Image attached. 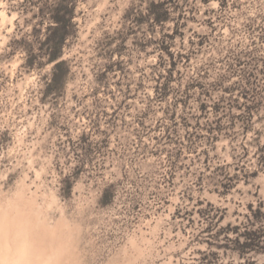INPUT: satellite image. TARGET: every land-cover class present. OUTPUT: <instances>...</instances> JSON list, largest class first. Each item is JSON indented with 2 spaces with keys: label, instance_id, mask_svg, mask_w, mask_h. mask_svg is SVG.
Segmentation results:
<instances>
[{
  "label": "rangeland",
  "instance_id": "1",
  "mask_svg": "<svg viewBox=\"0 0 264 264\" xmlns=\"http://www.w3.org/2000/svg\"><path fill=\"white\" fill-rule=\"evenodd\" d=\"M245 230L264 0H0V264H264Z\"/></svg>",
  "mask_w": 264,
  "mask_h": 264
},
{
  "label": "trees",
  "instance_id": "2",
  "mask_svg": "<svg viewBox=\"0 0 264 264\" xmlns=\"http://www.w3.org/2000/svg\"><path fill=\"white\" fill-rule=\"evenodd\" d=\"M169 1V0H168ZM221 4V3H220ZM153 8H154V11H155V18L157 21H166L167 20V12L166 10L164 9V4L163 3H157V4H154L153 5ZM158 9V10H157ZM161 10V11H160ZM56 23L57 20H55ZM68 23H69V20L67 19L66 20ZM57 26V24H56ZM53 31H57L58 28H53L52 29ZM61 41H62V38H61ZM57 54H53L52 58H51V62H56L58 57ZM61 68V64L60 63H57L55 64L54 66V72H53V75H52V78H51V82L50 84H55L57 79H56V72ZM113 197V192H112V189L111 188H105L102 193H101V196H100V199H99V202L102 204V205H106L110 199H112ZM233 232L236 231V229L232 230ZM264 234V230L262 232ZM242 237H243V240L242 242H239V239L238 237L235 239V241L237 242V244L239 245V247L241 248V250H252V249H263L264 250V238H262L260 235H257L256 232H253V231H244L243 234H242ZM262 245V247H261Z\"/></svg>",
  "mask_w": 264,
  "mask_h": 264
}]
</instances>
